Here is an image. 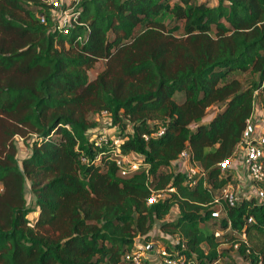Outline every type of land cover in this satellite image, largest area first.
<instances>
[{"label":"trees","instance_id":"trees-1","mask_svg":"<svg viewBox=\"0 0 264 264\" xmlns=\"http://www.w3.org/2000/svg\"><path fill=\"white\" fill-rule=\"evenodd\" d=\"M78 10L65 32L43 0H0V264H134L137 242L170 239L195 264H236L233 251L264 264V202L242 196L213 217L236 178L222 164L264 105V0H81ZM103 113L139 169L123 175L113 141L92 137ZM17 137L31 145L22 165ZM184 151L195 183L175 165Z\"/></svg>","mask_w":264,"mask_h":264},{"label":"built area","instance_id":"built-area-1","mask_svg":"<svg viewBox=\"0 0 264 264\" xmlns=\"http://www.w3.org/2000/svg\"><path fill=\"white\" fill-rule=\"evenodd\" d=\"M81 0H43L44 3L51 7L52 18L55 23L58 24L59 28L64 29L65 32L68 28L79 23V10L78 4ZM41 21L45 22L46 17L41 16ZM165 128H162L160 134H164ZM113 143L117 146V164L120 167L123 175H127L132 171L139 169L142 164V159L133 154L121 153L120 145L123 139L118 135L110 138ZM100 140L108 141V137L103 136ZM238 157L230 158L226 160L222 165L223 167H230L231 165L236 167L237 161L242 165L244 173L246 174L248 183H252L256 188L255 197L264 202V105L255 102L254 112L250 119H248L247 127L243 132L242 141L238 148ZM239 158V159H238ZM189 159V153L184 151L180 159L178 160L179 167L184 164V169L189 174L190 178L195 183L196 175L200 172V169L196 166L185 164L186 160ZM174 191V189H170ZM167 195L166 191L154 194L150 203H156L161 199H165ZM250 196L248 192L243 196ZM251 197V196H250ZM241 198L239 197L233 184L227 185L222 189L219 198L216 199V203L220 205L221 210L213 213V217L221 219L224 217L223 213V202L231 207H235L239 204ZM252 222V219L249 220ZM223 235L222 231L216 232V237L220 238ZM243 240L247 241V235L243 234ZM138 247V248H137ZM238 249V246L235 247ZM137 252H135L129 259H132L134 264H150L149 260L144 258L143 250L148 252L147 247H140L136 245ZM160 257L163 264H195L192 261L187 260L183 255L179 253H172L166 246L160 250ZM146 261V262H145ZM261 264V263H256Z\"/></svg>","mask_w":264,"mask_h":264},{"label":"rangeland","instance_id":"rangeland-1","mask_svg":"<svg viewBox=\"0 0 264 264\" xmlns=\"http://www.w3.org/2000/svg\"><path fill=\"white\" fill-rule=\"evenodd\" d=\"M200 2H207L209 5H216L219 0H199ZM173 16L170 14L163 15L159 17V20L163 21L166 25L170 24L172 21ZM104 68V62L100 61L96 64V66L90 71V77L94 78L102 69ZM242 81H246L248 76L246 74H239L237 75ZM219 108L213 107L209 111L208 115L205 118V121H208L217 111ZM97 127L91 131V135L94 139L100 140L101 137L106 136L108 138H112L119 135V126H115L112 123V120L108 116L107 113H103L99 116H97ZM130 127V126H129ZM131 129V128H129ZM17 145H18V159L20 161V164L22 165V160L27 157L31 153V145H27L24 143L23 139L21 137H17ZM175 165H178V161L175 163ZM175 165L171 168L172 170H175ZM169 170V168H168ZM246 174L241 179L235 178L233 181V186L235 187L238 195L240 198L244 196L242 193V190H246L250 196L256 195V188L252 183H248ZM26 201L27 205L34 211L29 215V218L31 221L36 220L38 217V211L39 208L37 206V198L35 194L31 191V184L30 181L27 183V191H26ZM178 217L177 209L174 208L173 212L170 215V220H174ZM157 230H159L157 228ZM175 243V240L170 239V242H166L164 245L168 247H172ZM164 246H159V248H156L152 252H145L143 250V256L147 260H149L150 264H163V261L160 257V250ZM230 260L236 264H247L246 261L240 255L238 252L233 251L229 254ZM146 262V261H145Z\"/></svg>","mask_w":264,"mask_h":264},{"label":"crops","instance_id":"crops-1","mask_svg":"<svg viewBox=\"0 0 264 264\" xmlns=\"http://www.w3.org/2000/svg\"><path fill=\"white\" fill-rule=\"evenodd\" d=\"M235 168H236V178H238V179L241 178L242 179L244 177L245 173H244V170L242 168V165L239 164V160L237 161V164H236V167ZM246 190H244V188H243L242 193L245 194L248 191V190L247 191ZM168 220H170V217L168 218ZM152 236L159 237V236H163V234L160 232V230H157L156 229L155 231H153ZM137 246H139V248L140 247H147L148 248V251L149 252H152L156 248H159V246H165V245L163 243H161V242H158V241L143 242L141 240V241L137 242Z\"/></svg>","mask_w":264,"mask_h":264}]
</instances>
